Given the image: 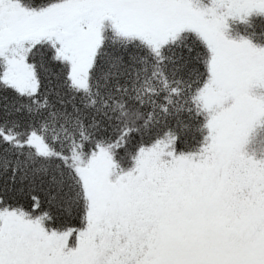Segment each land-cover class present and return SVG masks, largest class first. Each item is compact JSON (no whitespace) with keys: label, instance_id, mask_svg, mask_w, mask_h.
<instances>
[{"label":"snow or ice","instance_id":"snow-or-ice-1","mask_svg":"<svg viewBox=\"0 0 264 264\" xmlns=\"http://www.w3.org/2000/svg\"><path fill=\"white\" fill-rule=\"evenodd\" d=\"M0 264H264V0H0Z\"/></svg>","mask_w":264,"mask_h":264}]
</instances>
